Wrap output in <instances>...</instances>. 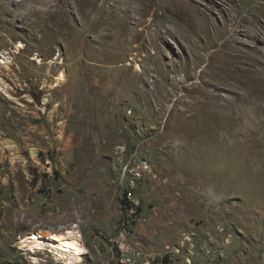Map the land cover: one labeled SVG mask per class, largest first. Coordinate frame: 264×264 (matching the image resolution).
Masks as SVG:
<instances>
[{"label": "rangeland", "instance_id": "374dc122", "mask_svg": "<svg viewBox=\"0 0 264 264\" xmlns=\"http://www.w3.org/2000/svg\"><path fill=\"white\" fill-rule=\"evenodd\" d=\"M0 51V264H114L122 225L144 264H264V0H0Z\"/></svg>", "mask_w": 264, "mask_h": 264}, {"label": "bare ground", "instance_id": "6f19581e", "mask_svg": "<svg viewBox=\"0 0 264 264\" xmlns=\"http://www.w3.org/2000/svg\"><path fill=\"white\" fill-rule=\"evenodd\" d=\"M21 48L22 45L17 46ZM8 53L0 51V63L9 64L10 57L7 56ZM139 70L138 66L136 67ZM58 82L64 81V75L61 73L57 79ZM231 138V137H230ZM238 140V139H237ZM232 145H240L237 141L232 140ZM227 147H230V142ZM20 241L25 244V247L31 245L36 247L38 250H47L49 254L54 256L55 260H63L67 262H74L75 259H78L79 256L85 255L87 251L85 248L75 239V236L71 232H67L64 239H61L60 236H56L52 233L42 234V233H30L25 236ZM64 264L62 262H57Z\"/></svg>", "mask_w": 264, "mask_h": 264}, {"label": "built area", "instance_id": "2783aa9c", "mask_svg": "<svg viewBox=\"0 0 264 264\" xmlns=\"http://www.w3.org/2000/svg\"><path fill=\"white\" fill-rule=\"evenodd\" d=\"M119 229V232L112 239L111 245L114 254V264H144L137 260L134 256V251L128 240V235L123 227Z\"/></svg>", "mask_w": 264, "mask_h": 264}]
</instances>
